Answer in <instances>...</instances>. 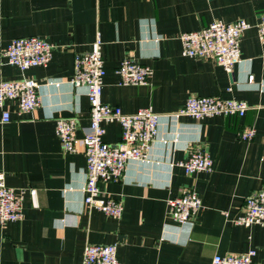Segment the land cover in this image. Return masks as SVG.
I'll list each match as a JSON object with an SVG mask.
<instances>
[{"label": "crops", "instance_id": "0c3cea01", "mask_svg": "<svg viewBox=\"0 0 264 264\" xmlns=\"http://www.w3.org/2000/svg\"><path fill=\"white\" fill-rule=\"evenodd\" d=\"M263 13L264 0H0V81L35 79L40 97L30 112L6 101L9 122H1L0 108V172L24 191L23 218L0 226V264H82L87 244H117L121 264H207L216 254L250 249L255 262L264 261V225L235 222L248 194L264 188V42L256 27ZM241 18L251 27L232 72L214 59L183 54L182 33ZM98 34L103 101L127 113L150 107L161 114L149 160H129L120 180L100 183L104 196L123 200L120 219L84 204V146L64 152L56 130L59 117H75L80 141L90 125L87 87L71 79L76 55L90 51ZM24 36L54 44L47 65L22 71L7 61L3 50ZM124 59L150 66L147 84L121 82L117 67ZM192 94L246 100L250 107L243 117L175 116ZM105 126V140L119 142L120 124ZM249 126L255 137L241 140ZM194 144L214 158L213 171L186 174L174 164ZM185 187L204 206L179 223L168 200Z\"/></svg>", "mask_w": 264, "mask_h": 264}, {"label": "built area", "instance_id": "2783aa9c", "mask_svg": "<svg viewBox=\"0 0 264 264\" xmlns=\"http://www.w3.org/2000/svg\"><path fill=\"white\" fill-rule=\"evenodd\" d=\"M250 27L251 24L241 18L232 22L215 20L199 30L184 32L180 36L183 54L214 59L226 71L232 72L242 60L241 40ZM256 27L260 40L264 42V13ZM102 47L103 41L98 34L92 49L77 54L74 61L71 84L87 87L91 105V122L83 130V139L78 140L79 125L75 117H59L56 130L64 152H78L79 142L84 146L87 159L84 204L120 219L125 208L123 200L104 196L100 183L120 180L129 160H149L152 144L158 137L161 114L150 107L127 113L122 107L103 101L106 68ZM54 49L53 43L41 37L24 36L14 38L2 53L10 64L26 71L35 66L47 65L53 57ZM117 72L123 84L140 85L148 83L152 69L149 65L124 59L117 67ZM253 79L254 75L251 74L249 80ZM38 88L39 82L26 76L0 81L1 122H9L12 118L11 112L4 109L6 101H17L19 112L35 110L40 105ZM249 107L246 100L192 94L175 116L189 115L196 119L214 115L243 117ZM111 122H118L122 128L121 140L116 143L105 140V125ZM255 135L256 129L252 126L238 134L244 141L252 140ZM188 152L186 159L174 163L183 168L186 174L214 170L215 160L201 144L189 146ZM23 203L24 191L9 186L4 172H0V226L22 219ZM168 204L171 217L179 223H186L196 217L204 206L200 194L190 187L183 188L180 195L170 198ZM235 222L244 226L264 225V188L248 194L244 211ZM255 254V249L243 253L216 254L207 264H264V261H254ZM82 264H121L117 244H87Z\"/></svg>", "mask_w": 264, "mask_h": 264}]
</instances>
